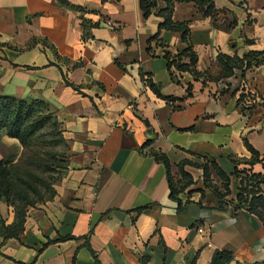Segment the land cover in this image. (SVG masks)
Here are the masks:
<instances>
[{"label":"crops","instance_id":"obj_1","mask_svg":"<svg viewBox=\"0 0 264 264\" xmlns=\"http://www.w3.org/2000/svg\"><path fill=\"white\" fill-rule=\"evenodd\" d=\"M214 1L221 10L214 18L191 1L177 3L173 19L189 22L196 70L216 76L220 53L264 56V0ZM66 2L0 0V95L45 101L67 144L54 196L28 209L20 239L0 232V264H96L88 244L101 264H211L217 250L233 253L229 264H264L257 215L221 207L192 164L185 170L195 183L179 211L165 165L149 154L164 152L173 164L213 160L228 175L251 167L250 147L262 160L264 63L205 83L175 71V81L164 53L188 46L182 34L163 29L162 43L148 50L165 0L148 17L141 0ZM141 73L173 100L158 97ZM242 86L253 94L251 113L238 104ZM23 150L2 133L0 161L15 163ZM252 171L264 173V159ZM212 178L222 186L214 169ZM239 187L231 177L228 200ZM15 218L14 206L0 200V222Z\"/></svg>","mask_w":264,"mask_h":264},{"label":"trees","instance_id":"obj_2","mask_svg":"<svg viewBox=\"0 0 264 264\" xmlns=\"http://www.w3.org/2000/svg\"><path fill=\"white\" fill-rule=\"evenodd\" d=\"M59 1L67 4L66 0ZM165 1L166 7L160 11L163 21L159 26L158 32L149 39L148 50H151L152 42H156L157 45L162 43L160 40V33L163 29L178 31L182 34V39L188 46L177 54H172L170 51H165L164 53L172 80L178 81L175 71H191L196 79H202L204 83L206 80L218 81L233 76L237 70L245 71L253 66L264 63L263 54L258 52L247 54L243 58L237 55L230 56L220 53L218 55V63L221 66V72L219 74L213 76L209 72H199L196 70L197 56L193 51L190 40L189 22H177L173 19L175 5L179 2L192 1L196 4L199 12L203 16L211 18H214L221 10L217 9L214 0ZM156 5L157 0H141V8L146 17L151 14L152 9ZM184 58H188V62H185ZM141 77L158 97L173 100V98L166 97L161 93V85L154 83L149 75L141 73ZM74 87L77 90L79 89L76 86ZM241 90L242 93L238 97V104H241L243 111L251 113L255 107L252 101L253 94L247 91L245 87L241 88ZM235 93L236 92H233V94ZM249 100L252 101V103L246 104ZM48 125L59 126L54 112L45 101L0 95V140L2 133L6 132L10 137L17 138L24 148L17 162L13 163L11 159L0 161V200L8 205L14 206L16 213L15 221L12 224L6 225L3 219L0 222V232L5 239L12 237L20 239V235L25 229L28 209L52 198L55 194L54 184L59 178V171L65 167L66 159L63 158V160H60L57 156L53 155L49 157L48 154L42 156V152L36 150L34 146L35 137ZM61 140H65L63 135ZM150 144L151 140H148L142 148L144 149ZM250 150L253 153V158L246 161V163L251 167L239 169L238 166H236L231 175L226 174L213 160H206L203 164H198L190 160H182L178 164H173L169 156L164 152L150 149L149 154L152 155L156 161L165 165L170 187V197L178 202L179 211L184 210L189 203V201L186 203L183 202L181 194L195 183L192 175L185 170L187 164H192L203 168L204 184L206 187L211 188L220 198L221 207L230 204L234 211L242 208L247 209L264 222V173H255L252 171V166L263 161L264 158L261 160L260 154L254 148L250 147ZM236 163H238L237 160ZM22 164L43 167L46 172H57V177L50 179L46 176H41L30 169H23L21 167ZM174 168H176V172L173 171ZM212 169H214L217 175L222 179V186H219L213 181ZM231 177L240 179L239 192L235 200L227 199V196L231 193ZM140 210L141 209H139V211ZM88 247L92 252L96 264H101L98 256L89 244ZM232 260L233 253L231 251L217 250L213 255L211 264H229Z\"/></svg>","mask_w":264,"mask_h":264},{"label":"rangeland","instance_id":"obj_3","mask_svg":"<svg viewBox=\"0 0 264 264\" xmlns=\"http://www.w3.org/2000/svg\"><path fill=\"white\" fill-rule=\"evenodd\" d=\"M61 139L62 133L59 126L48 125L35 137L34 146L36 150L42 152V156L48 154L49 157L53 155L57 156L60 160H63V158H65L67 144L65 140L63 141ZM21 167L23 169H30L31 171L50 179L57 177V172H46L43 167H36L35 165L27 166L24 164H22Z\"/></svg>","mask_w":264,"mask_h":264},{"label":"built area","instance_id":"obj_4","mask_svg":"<svg viewBox=\"0 0 264 264\" xmlns=\"http://www.w3.org/2000/svg\"><path fill=\"white\" fill-rule=\"evenodd\" d=\"M246 88V87H245ZM247 90V89H246ZM248 91V90H247ZM253 101V100H252ZM252 101H248L246 104H250V103H252ZM199 231L200 232H204V227L203 226H201V227H199Z\"/></svg>","mask_w":264,"mask_h":264}]
</instances>
